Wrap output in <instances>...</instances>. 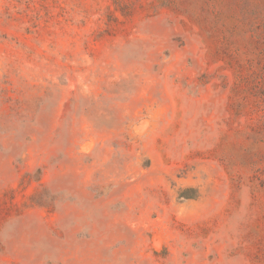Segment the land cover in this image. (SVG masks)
I'll return each instance as SVG.
<instances>
[{"label":"rangeland","instance_id":"1","mask_svg":"<svg viewBox=\"0 0 264 264\" xmlns=\"http://www.w3.org/2000/svg\"><path fill=\"white\" fill-rule=\"evenodd\" d=\"M0 264H264V0H0Z\"/></svg>","mask_w":264,"mask_h":264}]
</instances>
